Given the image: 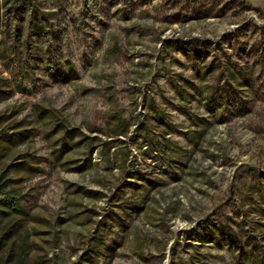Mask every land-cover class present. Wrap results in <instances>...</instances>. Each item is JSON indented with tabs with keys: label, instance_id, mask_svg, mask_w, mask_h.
<instances>
[{
	"label": "rangeland",
	"instance_id": "374dc122",
	"mask_svg": "<svg viewBox=\"0 0 264 264\" xmlns=\"http://www.w3.org/2000/svg\"><path fill=\"white\" fill-rule=\"evenodd\" d=\"M0 264H264V0H0Z\"/></svg>",
	"mask_w": 264,
	"mask_h": 264
}]
</instances>
